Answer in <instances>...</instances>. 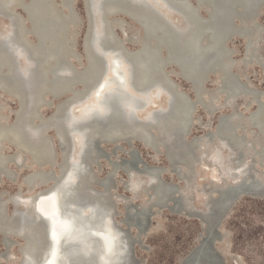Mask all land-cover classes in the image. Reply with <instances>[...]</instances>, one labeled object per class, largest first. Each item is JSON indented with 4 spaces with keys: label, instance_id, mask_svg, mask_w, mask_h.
I'll list each match as a JSON object with an SVG mask.
<instances>
[{
    "label": "bare ground",
    "instance_id": "bare-ground-1",
    "mask_svg": "<svg viewBox=\"0 0 264 264\" xmlns=\"http://www.w3.org/2000/svg\"><path fill=\"white\" fill-rule=\"evenodd\" d=\"M161 1L182 20L181 25L141 0H85L90 15L83 44L86 61L76 69L70 63L75 52L69 28L77 22L71 0H60L65 13L58 10L53 0H29L23 5L28 27L19 16L11 15L16 0H0V14L12 22L13 47L25 52L34 63L29 76H23L11 49L0 43V92L17 101L10 123L0 114V185L3 181L19 184L13 194L0 191V236L4 249L1 263L16 260V264H52L56 252L48 244L50 237L65 244L64 253L69 257L64 256L62 264H136L125 255L129 244L126 226L138 232L133 224L136 226L141 218H136L135 223L132 219L147 208V190L153 196L152 204L162 205L168 212L181 207L182 214L175 215L186 217L191 203L185 198L183 203L166 205L167 200L173 199L169 182L157 180L150 184L163 168L140 159L135 143L153 151L154 161L157 155L166 157L169 168L186 187L200 154L204 155L211 144L220 143L231 151L230 172L247 174L254 162L262 169L255 179L264 187V92L252 87L248 80H237L234 61L225 44L230 33L239 34L244 40L241 63L258 66L264 73V61L256 45L260 26L253 20L261 0H194L195 6L189 0ZM198 8L206 10L204 17L198 15ZM94 12L95 23L91 20ZM117 12H125L141 26L142 35L135 49H126L114 33L121 25L113 18ZM234 20H238L237 25ZM29 34L34 37L33 42L27 39ZM170 64L178 69L175 75L191 83L192 101L173 88L166 71ZM209 72L217 75L213 90L203 87ZM62 94L65 99L44 117L42 109L51 108L46 97ZM220 99L221 106L241 99L247 106L255 104V108L245 117L237 110L221 114L211 134L187 140V129L197 108L213 116ZM3 109L0 104V113ZM196 123L201 124L199 119ZM244 129L247 137L238 133ZM49 130L60 141L58 161ZM4 142L14 146L16 153L4 154ZM98 143L120 149L118 153L126 158L106 154ZM26 157L35 168L18 180L9 166L29 169ZM101 161L108 169L103 177L99 176L100 169L91 168ZM116 172H123L128 178L122 181L126 191L130 190L132 176L147 178L140 187L145 197L143 204H133L129 197L114 192ZM248 174L245 180L254 173ZM237 178H233L234 182ZM23 187L37 190L27 193ZM59 193L66 206L63 215L53 204ZM181 193L187 195L189 191L186 188ZM226 198L223 195L214 201V206H222ZM117 199L124 202L125 208L119 221ZM9 205L13 206L11 211ZM31 206L47 218V224L36 219ZM14 246H18L19 258L12 255ZM212 260L208 256L199 264H210Z\"/></svg>",
    "mask_w": 264,
    "mask_h": 264
},
{
    "label": "rangeland",
    "instance_id": "rangeland-1",
    "mask_svg": "<svg viewBox=\"0 0 264 264\" xmlns=\"http://www.w3.org/2000/svg\"><path fill=\"white\" fill-rule=\"evenodd\" d=\"M74 8L82 21L79 27L76 29L77 35L75 37V50L81 54V64L83 65L85 63V59L82 53L81 43L85 31V15L82 0H74ZM16 10L21 13L20 9ZM168 15L176 24H182V20L176 14L169 13ZM119 17H121L127 23L124 30L128 34L139 33V27L137 24L126 17ZM257 20L261 25L264 26V8L262 9ZM7 22L8 21L6 19L0 17V32L2 33L0 34V43L6 44L7 47L11 49L15 59L16 56L20 58V62L23 65H21V68L17 65V68L23 76L28 77L31 73L34 63L28 58L25 52L19 48L13 47L11 40L13 32L12 22L10 20V30L7 29ZM118 34L120 35L119 31ZM228 45L234 50L233 59L237 61L236 71L239 72L243 79L244 76L248 77L253 87L264 91L263 71L258 66H245L241 63V59L244 54V40L241 38H235L233 41L229 42ZM127 47L132 50L135 49L137 45L127 43ZM260 53L264 57V39L260 43ZM74 63L79 67V63L75 61ZM172 68L175 69L172 66L169 67V69ZM209 77L210 79L205 83V87L207 89H213L216 86L217 77L215 75H210ZM172 79L178 83L180 90L186 92L189 97L194 99L193 92L190 88V83L179 76H172ZM57 102L58 100H55L54 104ZM164 103L165 101L163 98L161 104L164 105ZM222 103L223 100L220 99L219 110L213 116H208L200 107L197 108L194 113V118L197 120L199 119L201 124L196 123L191 128V132L188 136L189 138L200 136L209 129L212 130L217 122L218 115L231 112L232 109L230 107H234L236 110L241 111L244 115H248L249 112L253 111L255 108V104L247 106L246 101L241 99L236 100L234 103L227 106H221ZM0 104H3L4 106L2 114L8 117V122H11L14 116V111L17 108L15 100L0 92ZM52 110L53 108L49 107L43 108V115L49 116L52 113ZM207 121H210L211 125L210 122ZM208 123L210 127L206 128ZM48 134L53 137L52 131L49 130ZM54 143L55 150L59 157V148L56 141ZM134 147L137 150L140 159L145 161L148 165L167 167V161L163 155H157V159L154 161L152 159V156L154 155L153 151L143 148V146L139 143H135ZM102 148L110 151L112 147L109 145H103ZM13 151L14 148L12 146L7 144L5 145V154H11ZM118 156L121 158H126V156L120 152L118 153ZM204 156L207 161L202 162L201 167H197V179L195 181L196 185L191 190L194 198L192 205L201 210H206V206L204 197L198 190L201 189L203 184L208 183L210 178L218 183L220 178L219 172H223L222 174H230V169H233V158L231 156V151H229L220 143L215 142L208 146ZM228 159L232 160L231 165H228ZM26 163L27 165L31 166L29 160ZM99 164V176L103 177L108 172L107 165L102 161ZM31 167L29 169L18 170L15 165H10V168L18 171V180L23 175L35 168V166ZM95 169L97 170L96 167ZM260 170L262 169L260 168ZM231 176H233V174ZM162 178L167 182L171 181L174 184L179 183L180 187L183 186L181 182L177 181L174 175L164 173ZM123 180H128V178L123 172H118L115 178L116 188L114 189V192L118 195L121 194L129 197L130 202H133V204H143L145 197L140 191V187L144 186L147 178L141 176L139 179H137L135 175L132 176L130 179L129 191L124 190L122 186ZM232 182H234L233 178L229 180V183ZM18 188L19 184H11L8 181H3V184L0 185V191L4 190L9 194L15 193ZM22 189L27 193H32L37 190L36 187H23ZM12 208L13 206L9 205L8 211H11ZM116 211L118 212L116 220L119 221L125 215L123 201L118 199L116 200ZM132 222L135 223V220H132ZM221 227L223 232L226 233V237L223 242L217 244L216 247L223 253L226 264H264V200L251 199L248 197L242 198L235 205L230 216L224 221ZM130 233L131 236L135 238L137 230L131 228ZM200 233V224L197 220L170 214L167 210H163L160 214H156L150 219V227L148 229L147 235L143 238V247L147 248H142V246L138 244L134 246L135 258L144 261L143 264H180V260L184 258L198 244V235ZM14 240L21 243V241L16 238H14ZM3 251L4 249L0 236V253ZM11 252L13 256L18 258L20 257L18 253V246H14ZM16 262L17 261L14 260L9 263L0 262V264H16Z\"/></svg>",
    "mask_w": 264,
    "mask_h": 264
},
{
    "label": "water",
    "instance_id": "water-1",
    "mask_svg": "<svg viewBox=\"0 0 264 264\" xmlns=\"http://www.w3.org/2000/svg\"><path fill=\"white\" fill-rule=\"evenodd\" d=\"M16 1H17V3L12 8V14L11 15L19 16L21 19H23L25 27H28L29 26V22L27 21L26 12L24 10L23 5L25 3H27L29 0H16ZM130 1L136 3L138 0H130ZM141 1H143L146 5L150 6L152 9L156 10L158 13H160L162 16H164L168 20L170 18L168 14L174 12V11H171V9L168 6H166L164 3H162L161 0L154 1L153 3L149 2L148 0H141ZM53 2L57 6L58 10L61 13H65L64 9L60 6V0H53ZM71 3H72V9H73V11H74V13L76 14V17H77V22L72 27L69 28L70 29V33L72 34V40H73L72 44H73V50L75 52V58L70 60V63L76 69L77 68L79 69V67L81 68L84 64L83 65L81 64V54L78 53L75 50V45H76L75 37L77 35L76 29L79 27V25L81 24L82 21H81L80 16L78 15V13L76 12V10L74 8V0H71ZM82 3H83L84 15H85V31H84V34H83V37H82L81 45H82V53H83V56H84V59H85L83 44H84V38L86 36L87 28H88V25H89V21H90V15H89V13H88V11L86 9L85 0H82ZM189 4L191 6H195L196 5L194 0H189ZM263 8H264V0H261L258 3V5L256 6V8L254 10V15H253V20L256 21L258 23V25L260 26V35H259V37L257 39L256 45L258 46V54H259L260 58L262 59V61H264V57L260 53V43L264 39V26L261 25L258 22L257 19L260 16L261 11H262ZM16 9H20L21 13L18 12ZM205 12H206L205 9L198 8L197 13H198V15L200 17H204ZM2 16L3 15L0 14V17H2ZM113 16H114L113 17L114 19H118L121 22L120 27L114 29V33H115L116 37L122 42L123 46L126 49L131 50V49H129L127 47V43H130V44L132 43V44H135V45L138 43V40H139V38L142 35V29H141L140 24L134 18L130 17L125 12H117ZM119 16L126 17V18L130 19L132 22H134L135 24H137L138 27H139V33L128 34L126 31H124L125 26L127 25V23ZM3 18L6 19L5 16H3ZM7 18L10 19V17H8V16H7ZM91 18H92L91 19L92 22L95 23L96 22V18H97V14L95 12L92 13ZM172 22H173V20H172ZM233 23H234V25H237L238 24V20H234ZM7 29L10 30L9 21L7 22ZM118 31L120 32V35L118 34ZM0 34H2V33L0 32ZM235 38H241L242 39V37L239 34L230 33L225 39V44L230 50V57L234 61L233 68L236 71L237 61L235 59H233L234 50L232 48H230L229 45H228L229 42L233 41V39H235ZM27 39L30 42L34 41V37L31 34H29L27 36ZM104 60L106 62V58L105 57H104ZM16 61H17L18 65L21 64L20 58L17 57V56H16ZM74 61L79 63V67L74 63ZM85 61H86V59H85ZM119 64L121 65V63H119ZM170 66L174 67L175 69H173V68L169 69ZM106 71H107V66L105 65V72ZM166 71L169 74V79L171 80L173 88L175 90H177V91H181L190 101H192L193 99L191 97H189V95L186 92L180 90L178 83L175 80L172 79V76H177L175 74L178 72V69L174 65L170 64V65H167ZM236 74H238V78L240 80H244L243 77L239 74L238 71H236ZM210 75H215L217 77V75L215 73H213V72H209L206 75L205 81L203 82V87L206 90H213L214 88L217 87V80H216V86L213 89H207L205 87V83L209 81V79H210L209 76ZM188 83H190V82H188ZM190 88L192 90L191 83H190ZM259 92L262 93L264 91L260 90ZM8 97H10V96H8ZM65 97H66L65 94H62V95H60L58 97H55V98L48 96V97H46V102H47L48 106H50L51 108H54V106L58 102H60L61 100L65 99ZM10 98H12V97H10ZM12 99H14V98H12ZM55 100H58V102L56 104H54ZM15 102L17 104L16 100H15ZM1 106L4 108L3 104H1ZM195 106L196 105H194V107ZM230 108L232 109L231 112L236 111V109L234 107H230ZM218 110H216V113L218 112ZM237 111H239V110H237ZM231 112H229V113H231ZM194 113L192 115L191 123H190V125H189V127L187 129V133H186V139L187 140H191V139L194 138V137H192V138L188 137L190 132H191V128L194 126V121L196 120L194 118ZM229 113H227V114H229ZM0 114L4 118L7 117V116L3 115L2 113H0ZM219 116L220 115H218V117H217V121H218ZM241 116L245 117L247 115H244L243 113H241ZM7 120H6V123H10ZM207 122H210V121H207ZM216 124H217V122H216ZM216 124H215V126H214V128L212 130L209 129L206 132H204L202 135L211 134L215 130ZM210 125H211V122H210ZM210 125H207L206 128H209ZM203 128H205V127H203ZM238 133H241L245 137H247V131L245 129L242 130L241 132L238 131ZM48 136H49V138L51 140V143H52V146H53V149H54L56 161H58L59 157H58V154H57V152L55 150V143L54 142L56 141L57 146L59 148V154H60V141H59V139L57 138V136L55 135L54 132H53V137L51 135H49V134H48ZM6 144L9 145L7 142H4L2 144L3 145V149H2L3 152H4ZM9 146H12V145H9ZM12 147L14 148L13 153L7 154V155H12V154L16 153L15 147L14 146H12ZM98 147L101 148L106 154H113L114 156H117L118 155V150H120V149L114 147V148H111V152L107 151V150L102 148V144L101 143H98ZM201 151H202V148L200 149V152ZM28 159L29 158L26 157V160H28ZM166 161H167V159H166ZM206 161L207 160L205 159V156L203 154H200L198 160L193 165V168H192V170H193L192 180L190 181V183H189V185L187 187L184 185V183H182L183 186L180 187L179 183L174 184L171 181L169 182L170 187L172 188V191H173V193H172L173 194V199L167 200L166 201V205L169 207V203L170 202H172L173 204H177L176 202L181 201L183 203V202H185V198H187V201L189 203H191V205H190V207H188L189 210L185 213V216H186V218L197 220L199 222V224H200V229H201V233L198 235V244L184 258H182L180 260V264H199V261H201L203 259H206L208 256L210 258L211 257L213 258V260L210 261V264H226L225 263V257L223 256V253L220 250H218L217 247H216V245L219 244V243H222L223 240L226 237V233L223 232V229L221 227L222 224L230 216V214H231L233 208L235 207V205L242 198H244L246 195L249 196L248 198H251V199L262 200L264 198V195L262 193V192H264V187L260 186L259 182H257V180L255 179V175L261 173L260 172L261 170H260V168L257 167V164H255L253 162L252 163L253 166L248 170V173L253 172L254 174H251V177L249 178V180H245L248 177V175H249L248 173L247 174L246 173H242V175H240V176H239V174H234L233 176H231L232 175L231 173L230 174H227V173L221 174L219 172L220 178L218 180V183L215 182V180L210 178V181L208 183L203 184L201 189L198 190L199 192H201V194L204 197L206 210H201V209H198V208L194 207L192 205V201H193L194 198H193L191 190L196 185L195 181L197 179V167H201L202 162H206ZM231 161L232 160L228 159V162H227L228 165H231V163H232ZM135 164H136L135 167L137 166V168H139V164L138 163H135ZM94 166H96L97 170L100 169V164L99 163H95ZM94 166L91 167L93 171L96 170L94 168ZM18 167H21V165L18 164ZM9 168H10V166H9ZM162 168H163L162 171L159 172L158 179H156V178L152 179L150 184L155 183L157 180L165 181L162 178V175L164 174V172H168L169 174H173V175L175 174V177H176L177 181L178 182H182L181 181L182 179H180L176 175V173L169 168L168 161H167V167H162ZM11 170L14 172L16 177L19 176L18 171L14 170L12 168H11ZM53 171L56 172V169L53 168ZM116 174H117V172L113 175V183H114V185H115V175ZM236 176L238 177L236 179V181L232 182L230 184L229 180L234 178V177H236ZM186 188L189 191V193L187 195H184V194L181 193V191L186 189ZM246 190H248V191H246ZM147 193H148L147 197L149 199V200H147V203H148L147 208L140 210V212L137 213V215L135 214V216H133V219H132V220L136 221V218H141L140 222L136 221L137 222L136 226L133 224V227H136V229H138V232L136 233L135 238L131 236V233H130L131 227L127 226V228H126L127 229V233H128V243L129 244H128V247L126 248V254L125 253L124 254L127 255V256H130L133 259V261H135L136 264H143L144 261L135 258V256H134V246L136 244H138V245L142 246V248H147V247H143V238L147 235L148 229L150 227V219L153 216H155L156 214H160L163 210H165L164 209L165 207L162 206V205L156 206V205L152 204L151 200L153 199V196H150V190L149 189L147 190ZM0 194H1V192H0ZM223 195L227 196V198L225 199L223 205L220 206V207H215L214 206V201H216L217 199H220V197H222ZM53 204H54V206H56V208L58 210V213L60 215H63L65 213L66 206H65V203H64V199H63L62 193H59L58 198H56V200L54 201ZM31 208H32V206H31ZM137 209L138 208H136V209L134 208L135 211H137ZM32 211L34 212V215H35L37 220L42 221L45 224L48 223L47 218L43 217L37 210H35V209L33 210V208H32ZM180 212H183L181 207L178 209V211H175V212L174 211H169L170 214H182ZM48 244L49 245H53V248L55 247L54 248L55 249L54 254L56 252V256H55L52 264H62V262L65 261L64 260V256H66L67 258L69 257V256H67V253H66V255L64 253V251H66L65 250V246H64L65 244H62V242L54 241L53 238L49 237ZM112 248H113V246L111 247V249ZM120 255H122V254H120ZM123 261L124 260H121V263Z\"/></svg>",
    "mask_w": 264,
    "mask_h": 264
},
{
    "label": "flooded vegetation",
    "instance_id": "flooded-vegetation-1",
    "mask_svg": "<svg viewBox=\"0 0 264 264\" xmlns=\"http://www.w3.org/2000/svg\"><path fill=\"white\" fill-rule=\"evenodd\" d=\"M13 27V26H12ZM12 56H14L13 55V52H12ZM15 57V56H14ZM15 64H16V67H17V63H16V59H15ZM34 67V66H33ZM33 69V68H32ZM17 70H18V68H17ZM19 71V70H18ZM236 74V73H235ZM237 75V80H238V74H236ZM248 80V82H249V84L251 85V83H250V81H249V79H248V77H246V76H244V80H242V81H240V82H246ZM239 82V81H238ZM252 86V85H251ZM253 87V86H252ZM44 117H46L45 115H44ZM201 136V135H200Z\"/></svg>",
    "mask_w": 264,
    "mask_h": 264
}]
</instances>
